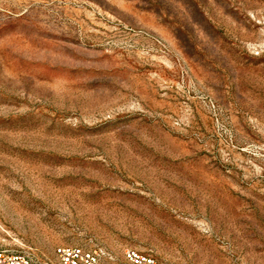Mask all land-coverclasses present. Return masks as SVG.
<instances>
[{"label": "rangeland", "instance_id": "rangeland-1", "mask_svg": "<svg viewBox=\"0 0 264 264\" xmlns=\"http://www.w3.org/2000/svg\"><path fill=\"white\" fill-rule=\"evenodd\" d=\"M0 246L264 264V0H0Z\"/></svg>", "mask_w": 264, "mask_h": 264}, {"label": "built area", "instance_id": "built-area-1", "mask_svg": "<svg viewBox=\"0 0 264 264\" xmlns=\"http://www.w3.org/2000/svg\"><path fill=\"white\" fill-rule=\"evenodd\" d=\"M58 264H114L101 251L80 246H58L55 248ZM125 264H160L153 257L133 249L124 253ZM0 264H35L26 253L0 246Z\"/></svg>", "mask_w": 264, "mask_h": 264}]
</instances>
